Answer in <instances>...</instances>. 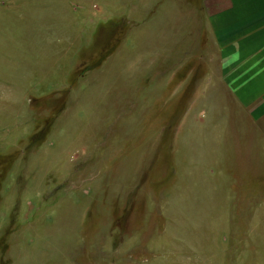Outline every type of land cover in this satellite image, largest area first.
<instances>
[{"label":"rangeland","instance_id":"rangeland-1","mask_svg":"<svg viewBox=\"0 0 264 264\" xmlns=\"http://www.w3.org/2000/svg\"><path fill=\"white\" fill-rule=\"evenodd\" d=\"M208 35L202 0H0V264H264Z\"/></svg>","mask_w":264,"mask_h":264},{"label":"crops","instance_id":"crops-1","mask_svg":"<svg viewBox=\"0 0 264 264\" xmlns=\"http://www.w3.org/2000/svg\"><path fill=\"white\" fill-rule=\"evenodd\" d=\"M202 12L227 94L222 114L240 128L235 127L237 150L248 149L237 144L240 137L254 147L258 134L264 136V0H202Z\"/></svg>","mask_w":264,"mask_h":264}]
</instances>
